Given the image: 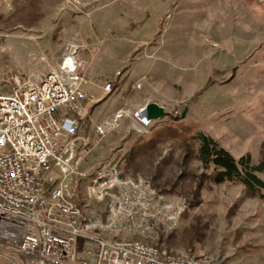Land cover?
Returning a JSON list of instances; mask_svg holds the SVG:
<instances>
[{"label":"rangeland","instance_id":"obj_1","mask_svg":"<svg viewBox=\"0 0 264 264\" xmlns=\"http://www.w3.org/2000/svg\"><path fill=\"white\" fill-rule=\"evenodd\" d=\"M71 45L87 93L75 115L92 148L84 168L116 160L121 177L146 181L154 197L148 228L125 236L264 264V202L214 182L196 143L168 132L198 128L262 163L264 178V0H0V91L16 73L33 81L57 70ZM150 102L165 116L141 119ZM85 203L103 216L104 202Z\"/></svg>","mask_w":264,"mask_h":264},{"label":"built area","instance_id":"obj_2","mask_svg":"<svg viewBox=\"0 0 264 264\" xmlns=\"http://www.w3.org/2000/svg\"><path fill=\"white\" fill-rule=\"evenodd\" d=\"M77 52L71 45L57 70L33 81L16 73L9 92L0 91V259L222 264L210 254L177 255L125 236L148 228L154 197L146 181L121 177L116 160L84 168L92 148L75 116L87 98ZM86 199L104 202L103 216L91 217Z\"/></svg>","mask_w":264,"mask_h":264},{"label":"trees","instance_id":"obj_3","mask_svg":"<svg viewBox=\"0 0 264 264\" xmlns=\"http://www.w3.org/2000/svg\"><path fill=\"white\" fill-rule=\"evenodd\" d=\"M170 137H189L196 143L197 157L205 168L211 169L214 182H232L244 186L253 196L264 202V178L259 175L262 163H254L250 154L234 157L216 139L192 126L184 131H168Z\"/></svg>","mask_w":264,"mask_h":264},{"label":"water","instance_id":"obj_4","mask_svg":"<svg viewBox=\"0 0 264 264\" xmlns=\"http://www.w3.org/2000/svg\"><path fill=\"white\" fill-rule=\"evenodd\" d=\"M165 114L164 108L155 102L147 103L138 111L139 117L145 121L165 116Z\"/></svg>","mask_w":264,"mask_h":264},{"label":"bare ground","instance_id":"obj_5","mask_svg":"<svg viewBox=\"0 0 264 264\" xmlns=\"http://www.w3.org/2000/svg\"><path fill=\"white\" fill-rule=\"evenodd\" d=\"M145 121V120H144Z\"/></svg>","mask_w":264,"mask_h":264}]
</instances>
